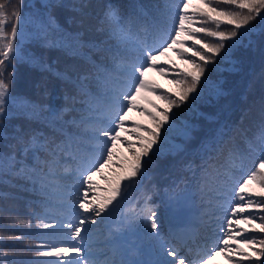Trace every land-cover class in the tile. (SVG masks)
<instances>
[{
    "label": "snow or ice",
    "instance_id": "1",
    "mask_svg": "<svg viewBox=\"0 0 264 264\" xmlns=\"http://www.w3.org/2000/svg\"><path fill=\"white\" fill-rule=\"evenodd\" d=\"M86 6L81 5L82 8ZM9 7L10 0H0V138L4 137L3 120L10 115L8 106L14 103L10 94L12 73L7 69L13 67V60L20 58L18 41L23 40V0L11 11ZM151 7L155 15L148 16L150 22L145 24L139 23L138 16L121 17L111 5L99 17L101 28L98 30L106 31L108 40L105 43L110 42L107 48L94 46L103 56L93 64V79L103 95L104 104L101 108L96 103L98 97L85 87L88 76L78 77L76 84L87 114L71 122L78 130L75 137L64 133L62 122H68L63 121V112L71 111L65 109L55 114L50 122L52 135L17 130L12 137L15 143L9 146L11 150L0 151V174L30 179L33 190L45 193L47 210L43 214H32L33 218L27 221H15L16 224H27L31 229L34 219L36 229L48 230L34 237L41 242L25 247L34 257L55 259L37 260L35 264H125L96 251L97 242L92 239L91 226L105 219L137 178L146 174L145 165L152 156L161 153L167 133L172 130L176 120L173 109L194 104L201 98L202 85L207 83L208 65L216 62L228 42L235 45L239 36L247 34L250 22L257 17L264 18V0H163L162 5ZM141 15L147 16V13ZM104 25H107L106 29ZM222 25L229 27L221 30ZM48 26L58 27L51 19L45 27ZM70 35L72 41L79 42V33ZM68 46L71 47V43ZM170 52H174L187 67L178 69L170 58L161 63V58ZM152 71L171 76V82L177 86L176 93L170 94L151 81L148 74ZM213 90L220 93L216 86ZM145 92L157 94L166 101V107L160 109L149 100L148 103L159 110L141 109L147 112L152 127L135 125L136 129L143 130V134L132 133L139 141L138 151H132L131 141H123L129 145L133 157L129 171L116 181L110 196L99 197L95 195L98 186L93 183V176L100 174L112 161L116 142L122 139L121 132L129 130L125 127L129 121L128 112L140 107L139 101L146 99ZM247 131L242 132L247 151L241 152L234 145L229 149L227 166L216 165L212 155L198 166L202 188L212 181L220 183L221 188L227 187L231 195V199L219 205L225 212L226 224L219 227L222 238L213 243L214 252L189 258L180 247L170 244L159 231L157 212L149 205V198L144 199L143 205L133 204L128 210L126 220L129 225L140 220L148 238L159 246L160 259L154 264H197V261L198 264H212V256L218 254L226 255L229 260L239 254L242 259L235 260L234 264H264V238H249V232L264 234V215H256L257 211L264 212V119L251 137ZM85 137L93 149L87 158L73 150V144L78 145ZM70 150L76 167L70 173L73 182L64 185L60 180L68 169L65 167L63 172L59 169ZM222 150L223 146L218 142L216 151ZM235 168L241 169L243 175L239 181L229 183ZM237 183V187L232 186ZM53 196L58 197L55 202ZM49 219L52 223L45 222ZM257 219L261 222L257 223ZM23 236L22 233L9 239L21 240ZM41 237H48L49 242L44 243ZM3 239L0 236V241ZM165 244H168L167 248ZM45 248L47 250H42ZM8 256L9 253L0 252V264H5ZM101 256L105 258L101 259Z\"/></svg>",
    "mask_w": 264,
    "mask_h": 264
},
{
    "label": "trees",
    "instance_id": "2",
    "mask_svg": "<svg viewBox=\"0 0 264 264\" xmlns=\"http://www.w3.org/2000/svg\"><path fill=\"white\" fill-rule=\"evenodd\" d=\"M20 2L21 0H10L9 11L19 6ZM162 3L163 0H23L22 15L26 37L18 42L20 58L12 61L13 67H9L7 72L12 73L10 94L24 101L13 108L9 112L10 115L3 120L4 137L0 138V151L11 150L9 146L15 143L12 137L17 134V130L23 133L43 132L52 135L50 122L55 118V114L65 109L71 111L63 112V121L68 122H62L64 133L75 137L78 130L71 122L87 114L82 105L83 97L78 92L77 78L88 76L85 87L98 97L96 103L101 108L104 104L103 95L93 79V64L103 58L94 46L107 48L110 45V42L105 43L108 40L107 32L98 30L101 28L99 17L104 9L111 5L118 10L121 17L138 16L139 23L145 24L150 22L148 16L155 15L151 6ZM81 5L87 6L82 8ZM144 12L147 16L141 15ZM50 19L54 20L58 27H45ZM103 27L106 29L107 25ZM228 27L222 25L221 30H227ZM77 33L80 34L78 43L72 41L70 35ZM237 41L235 45L228 42V47L217 57L216 62L208 65L205 73L207 83L202 85L201 98L194 104L189 103L173 109L176 120L172 130L167 133V141L161 153L152 156L151 161L145 165L146 174L137 178L122 199L120 213L126 217L133 204H141L145 198H149V205L157 212L159 231L163 237L166 233L164 205L171 202V195L175 192L188 191L192 202L200 208L205 218H208L211 210L220 208L219 205L224 200L231 199L227 187L221 188L220 183L209 181L202 188L198 179V166L209 155L215 158L216 165L227 166L228 152L234 145L239 147L241 152L247 151L242 132L248 130L247 135L251 137L264 119V18L257 17L250 22L247 34L239 36ZM69 43L71 47L68 46ZM169 58L175 62L178 69L187 67L174 52L163 57L161 63ZM231 58L237 66L233 71L229 67ZM171 80V76L162 75V81L156 84L174 95L177 86ZM213 86L222 89L216 97ZM153 95L154 103L159 105L160 109L165 108L166 101L158 98L157 94ZM148 111L154 112L155 109L152 107ZM142 113L146 118L126 127L129 130L122 132L121 141L116 142L112 161L105 165L100 174L93 176V183L96 178L104 179L102 184H98L100 189H95V195L105 198L110 196L116 181L127 175L133 157L129 145L123 141H131L132 151H138L139 141L132 133L139 131L143 134V130L136 129L135 125L152 127L147 112ZM206 113L219 118L217 120L207 117ZM184 127L190 129L187 136L179 134V130ZM57 138L59 139V136ZM173 141L178 142L176 151L180 157L175 167L170 163V145ZM218 142L223 146L222 151H216ZM73 150H78L84 158L93 151L86 137L80 140L78 145L73 144ZM71 152L72 150L59 169L61 172L65 167L68 169L60 180L64 185L70 184L67 179L73 178L70 173L76 167V162L71 159ZM117 153L119 156L116 158ZM245 166H248L247 161ZM242 175L241 169H233L229 183L239 181ZM232 186L237 187L238 183ZM52 199L55 202L58 197L53 196ZM45 200V193L33 190L30 179L13 174H0V236L4 238L0 241V252L9 253L5 264H35L37 260L55 259L34 257L32 251L25 247L41 242L34 237L48 230L36 229L34 219L31 229L27 224L15 223L16 220L27 221L33 218L32 214H43L47 210ZM256 215H264V212L257 211ZM45 222L52 223L50 219ZM102 222L103 220L98 225L91 226L92 239L97 242L96 251L106 253L108 259L122 261L117 258L116 253L109 251L108 244L104 241ZM256 222L261 221L257 219ZM210 223L207 221L199 227L209 226ZM131 224L136 231L144 233L145 241H148L152 251L160 256L159 246L148 238L144 224L138 219ZM22 233L24 236L21 240L9 239ZM252 236L257 240L264 238V234H259L258 231L249 232V238ZM41 240L44 243L49 242L48 237H41ZM56 246L59 247V244ZM233 259L235 261L242 257L237 254Z\"/></svg>",
    "mask_w": 264,
    "mask_h": 264
},
{
    "label": "rangeland",
    "instance_id": "3",
    "mask_svg": "<svg viewBox=\"0 0 264 264\" xmlns=\"http://www.w3.org/2000/svg\"><path fill=\"white\" fill-rule=\"evenodd\" d=\"M23 16V15H22ZM23 22L21 24V30L23 32V39L26 37V34L24 32V27H23ZM19 42V41H18ZM170 56V55H169ZM163 58V57H162ZM161 58V59H162ZM231 71L237 69V66L235 65L233 59H230V65H229ZM149 79L155 83H157L158 81H162V75H160L159 72L157 71H152L149 74ZM220 93L222 92V89L219 88ZM146 99H141L139 101V109H133L132 111L128 112V116H129V121L126 123L125 127H130V124H137L139 123L141 120L145 119L146 116L142 113L141 109H147L150 110L152 109V104L148 103L149 100L154 102V95L151 92H145L143 94ZM12 96V95H11ZM217 96V93L214 92V97ZM13 97V96H12ZM14 103L10 104V107H8V111L10 112L13 108L21 105L23 103V99L20 97H13ZM158 111L157 109H155L154 112ZM207 117H212L213 119H217L219 117L214 116L212 114L206 113ZM144 117V118H143ZM190 132L189 128H182L179 130V134L187 136ZM122 133V132H121ZM176 146H178V143H173L170 145L171 147V153H170V163L175 167V164L177 162L180 161V157L176 151ZM118 153L116 155V158L118 157ZM109 170V168L107 169ZM104 179H98L96 178L95 180V184L98 186V184H102ZM72 183V182H71ZM100 187L98 186L96 188V190H99ZM175 198L173 199V203L174 206L173 208L167 210L166 212V218L167 220L170 222L172 220H174V216L175 213L183 207L188 208H193L191 205V201H190V194L188 193V191L186 190H179L177 192H175L174 194ZM211 217L216 218L215 221H213V223L211 225H213V227L216 229V231L218 232V236L219 238H222V235L219 233V227L223 226L226 224V221L223 219L225 212L223 210H221L220 208L215 209V211L211 212ZM114 217L116 216L115 214L113 215ZM108 217V216H107ZM208 220V218L206 219ZM123 224L125 226L128 227V232L131 231V226L127 223V221L124 219L123 220ZM108 227L110 229L111 234H113L115 237H119V234L117 233L118 231V227H116V225H111V223L108 224ZM212 228V229H214ZM178 232L181 231L180 229H176ZM213 233V232H212ZM136 238H134L132 235H129L128 237H126L125 239H115L112 240L111 243V247L115 248L116 250H120V255H123L125 257V264H154V259L151 257L150 255V249L148 248L149 245H147L146 243L141 242L140 235L136 234ZM139 239V240H138ZM215 242V239L212 242V246L209 249V251L214 252L215 249L213 248V243ZM235 246V245H233ZM140 248H145V251L142 249V255H138V253L136 252L138 249ZM130 253H133V255H130ZM206 253V252H205ZM204 253V254H205ZM204 254L202 256H204ZM198 264V261H197ZM212 264H234V259L233 260H229L226 255L224 254H218V255H213L212 256Z\"/></svg>",
    "mask_w": 264,
    "mask_h": 264
}]
</instances>
